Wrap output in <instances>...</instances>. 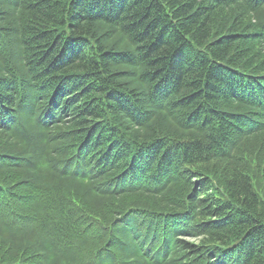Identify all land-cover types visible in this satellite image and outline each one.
<instances>
[{
	"label": "trees",
	"instance_id": "1",
	"mask_svg": "<svg viewBox=\"0 0 264 264\" xmlns=\"http://www.w3.org/2000/svg\"><path fill=\"white\" fill-rule=\"evenodd\" d=\"M0 264H264V0H0Z\"/></svg>",
	"mask_w": 264,
	"mask_h": 264
},
{
	"label": "rangeland",
	"instance_id": "2",
	"mask_svg": "<svg viewBox=\"0 0 264 264\" xmlns=\"http://www.w3.org/2000/svg\"><path fill=\"white\" fill-rule=\"evenodd\" d=\"M192 242H196L194 239L191 240Z\"/></svg>",
	"mask_w": 264,
	"mask_h": 264
}]
</instances>
